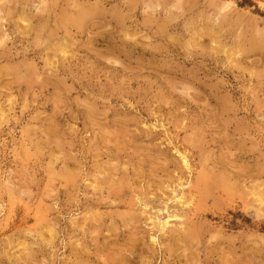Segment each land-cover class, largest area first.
<instances>
[{"label":"rangeland","instance_id":"rangeland-1","mask_svg":"<svg viewBox=\"0 0 264 264\" xmlns=\"http://www.w3.org/2000/svg\"><path fill=\"white\" fill-rule=\"evenodd\" d=\"M0 264H264V0H0Z\"/></svg>","mask_w":264,"mask_h":264},{"label":"bare ground","instance_id":"bare-ground-1","mask_svg":"<svg viewBox=\"0 0 264 264\" xmlns=\"http://www.w3.org/2000/svg\"><path fill=\"white\" fill-rule=\"evenodd\" d=\"M185 159V158H184ZM184 165H185V167H186V169H190V166L188 165V162H187V160L185 159V162H184Z\"/></svg>","mask_w":264,"mask_h":264}]
</instances>
